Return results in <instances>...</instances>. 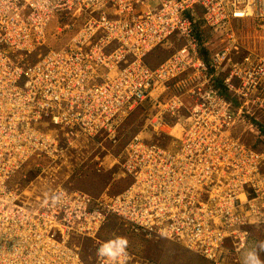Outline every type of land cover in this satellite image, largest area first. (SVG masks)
<instances>
[{
	"label": "built area",
	"instance_id": "built-area-1",
	"mask_svg": "<svg viewBox=\"0 0 264 264\" xmlns=\"http://www.w3.org/2000/svg\"><path fill=\"white\" fill-rule=\"evenodd\" d=\"M173 40L168 57L146 61ZM143 107L120 154L129 182L119 193L63 182L27 197L12 185L33 154L61 168L65 151L101 132L116 143L113 120ZM260 116L264 0H0V264H109L97 234L111 218L221 264L264 224ZM245 125L262 147L244 141ZM83 241L94 247L85 253ZM131 261L125 248L112 264Z\"/></svg>",
	"mask_w": 264,
	"mask_h": 264
},
{
	"label": "rangeland",
	"instance_id": "rangeland-1",
	"mask_svg": "<svg viewBox=\"0 0 264 264\" xmlns=\"http://www.w3.org/2000/svg\"><path fill=\"white\" fill-rule=\"evenodd\" d=\"M242 29L244 34L250 33L252 26L251 24L249 26L244 25ZM202 30L207 38H212V32L207 27H202ZM172 42L166 46L157 47L148 54L146 61L150 65H155L168 57L177 45L176 42ZM245 43L251 44L248 39ZM217 45L218 40L215 41L214 46ZM43 51L44 48H41L35 52ZM144 112H146L145 107L138 108L123 120L120 126V137L118 136L116 143L109 142L103 135H99L97 140H88L89 149L84 147L79 152L78 147H75L70 152L66 151L65 155L69 161L68 166L63 164L61 168H51L53 164L46 159L43 160L42 157L36 161L45 168L42 173V168L36 167L31 161H27L14 173L11 179L12 185L18 187L22 194L27 197L38 195L44 183H54L53 186L56 188L59 183L63 182H70L73 186L84 190L93 197L119 193L129 182L128 177L122 174L120 154L127 139L142 127L146 116H144ZM259 118L264 120V116ZM237 131L247 143L254 144L258 148L262 147L263 142L258 139L254 129L250 130L245 125L238 128ZM72 153L75 154L71 157ZM79 159L81 165L77 168L80 170L82 177L75 174L77 170L75 164ZM52 170L60 174L63 172L67 174L72 170L73 178L51 177L49 172ZM250 231V239L247 241L246 247L239 251L229 250V253L221 260V264H242L243 255L248 250H255L262 264H264V251L259 248V243L264 241V224L251 227ZM116 237H123L127 241L126 249L132 253L131 264H214L196 253L188 251L187 248L177 242L167 238H148L142 232H136L129 225H125L118 218H111L101 227L97 238L102 242H107ZM84 244L94 247L93 242L83 241L82 246L85 253L87 247Z\"/></svg>",
	"mask_w": 264,
	"mask_h": 264
},
{
	"label": "clouds",
	"instance_id": "clouds-1",
	"mask_svg": "<svg viewBox=\"0 0 264 264\" xmlns=\"http://www.w3.org/2000/svg\"><path fill=\"white\" fill-rule=\"evenodd\" d=\"M126 246L127 241L123 237H116L103 243L98 249V253L106 257L109 264H112L113 261H119L122 258ZM259 248L264 251V241L259 243ZM242 264H262V262L255 250H248L243 255Z\"/></svg>",
	"mask_w": 264,
	"mask_h": 264
},
{
	"label": "bare ground",
	"instance_id": "bare-ground-1",
	"mask_svg": "<svg viewBox=\"0 0 264 264\" xmlns=\"http://www.w3.org/2000/svg\"><path fill=\"white\" fill-rule=\"evenodd\" d=\"M98 18H99V16L96 17V20H98ZM99 30H100V28L97 29V31H99ZM174 42H176V41L173 40L172 43H174ZM103 112H106V113H108V112H112V108H111V107H101V108H100V112H98V113H99V115H101ZM154 112L156 113L157 111L155 110ZM145 115H146V112H144V116H145ZM106 117H107V115L104 117V119H106ZM157 121H158V118L156 117L155 120H154V123H157ZM122 122H123V121L119 122L118 120H113V124H114V125H117V127H116V134H117V136H119V137H120V131H121V130H120V126H121ZM110 125H111V122H109L108 125L104 126L103 129L106 130L107 126H110ZM140 129H141V128H139L136 132L140 131ZM112 132L115 133V130L112 129ZM136 132H135V133H136ZM133 134H134V133H133ZM100 135H103V136L106 138V132H101ZM111 135H112V134H111ZM87 137L91 138L90 135H87ZM106 139H107V138H106ZM66 150H68V149H66ZM65 152H66V151H65ZM40 156H43V155H39V156H38V154H33V155L29 158V161L33 162L34 165H36V167L42 168V165H41V164H39L38 162L36 163L38 157H40ZM45 157H46V158H50V157H47V156H45ZM43 160H44V158H43ZM53 161H55V160H53ZM41 162H42V161H41ZM34 174H35V173H34ZM58 187H60V186H58ZM56 188H57V187H56ZM103 241H104V240H103ZM86 244H87V243H86ZM86 244H84V245L88 248L89 246L86 245ZM180 244H181L182 246H184L183 243H180ZM91 247H92V246H91ZM184 247H185V246H184ZM185 248H186V247H185ZM89 264H93V260H91V261L89 262Z\"/></svg>",
	"mask_w": 264,
	"mask_h": 264
}]
</instances>
